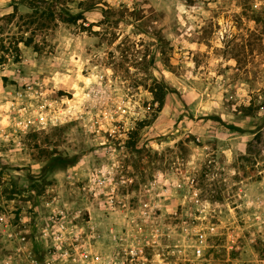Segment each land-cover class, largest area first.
<instances>
[{
  "label": "rangeland",
  "instance_id": "obj_1",
  "mask_svg": "<svg viewBox=\"0 0 264 264\" xmlns=\"http://www.w3.org/2000/svg\"><path fill=\"white\" fill-rule=\"evenodd\" d=\"M98 1L120 20L41 26L0 0V209L65 210L99 264H257L264 0ZM153 78L175 88L160 110ZM54 155L76 161L43 170Z\"/></svg>",
  "mask_w": 264,
  "mask_h": 264
},
{
  "label": "built area",
  "instance_id": "obj_2",
  "mask_svg": "<svg viewBox=\"0 0 264 264\" xmlns=\"http://www.w3.org/2000/svg\"><path fill=\"white\" fill-rule=\"evenodd\" d=\"M74 218L63 209L52 210L37 227L36 218H14L0 209V232L3 241L11 244L0 252V264H99L101 259L90 252ZM256 263L264 264V254ZM107 264H124V260L115 258Z\"/></svg>",
  "mask_w": 264,
  "mask_h": 264
},
{
  "label": "trees",
  "instance_id": "obj_3",
  "mask_svg": "<svg viewBox=\"0 0 264 264\" xmlns=\"http://www.w3.org/2000/svg\"><path fill=\"white\" fill-rule=\"evenodd\" d=\"M13 1V0H9ZM28 6L31 8V13L27 14V18H30L28 23H36L41 26H45L47 21L49 22H68V23H77L79 20L82 22L85 21V13L92 10L93 8H99L102 14V19H109L114 17L117 20H120L121 14L124 11L122 8L113 7V6H101L99 1L95 0H79L78 5L79 9L76 12L71 11L69 8V3L62 0H24ZM16 4L13 5L15 7ZM91 23L87 26H82L83 29H87ZM32 36H26L21 41L25 45H32L34 50H39L38 41L33 42ZM2 56H0V63L2 62ZM150 92L152 94L153 102L157 103L156 110H160L164 104V98L168 93H174L175 88L170 86L164 80H157L153 78L152 84L150 86ZM264 106V97L261 103L257 106ZM242 109L249 110L250 106H243ZM215 119L220 120L217 116H213ZM229 129L242 131V128L239 126H234L232 124H227ZM75 156H62L54 155L49 156L44 160L43 170L53 171L55 169H62L68 165H71L75 162Z\"/></svg>",
  "mask_w": 264,
  "mask_h": 264
}]
</instances>
